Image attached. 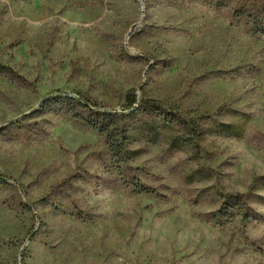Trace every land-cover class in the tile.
Returning <instances> with one entry per match:
<instances>
[{"label":"rangeland","instance_id":"rangeland-1","mask_svg":"<svg viewBox=\"0 0 264 264\" xmlns=\"http://www.w3.org/2000/svg\"><path fill=\"white\" fill-rule=\"evenodd\" d=\"M0 264H264V0H0Z\"/></svg>","mask_w":264,"mask_h":264},{"label":"trees","instance_id":"trees-1","mask_svg":"<svg viewBox=\"0 0 264 264\" xmlns=\"http://www.w3.org/2000/svg\"><path fill=\"white\" fill-rule=\"evenodd\" d=\"M62 100L68 101V102H72L74 101L73 98L67 96V97H62ZM137 102V98L136 95L134 93L131 94H127L125 97V106L126 108H130L132 110V112H138V111H144L146 114L149 113H156L158 116L161 115L162 113H164V110H162L161 107H156V106H152L150 105L147 101H142L140 102L139 105H137V107H135V104ZM78 104V109H86V104H81L79 102H77ZM72 113H74V116L78 119H83L81 118V113H79L77 110H75V108H72ZM90 118L86 119L85 122L88 125V127L96 132H98L99 134H104L107 136L108 138V142L110 143V146L116 147V145H118V141L117 138L116 141L113 142L114 135L113 132L117 129H119V126H117L118 128H114L116 126H114V122L113 119L114 117H116V115L114 114H110L107 112H94L91 111ZM93 114H95L98 118H92L91 116H93ZM99 116H102V119L99 118ZM121 128H125L123 129L124 132H127V128L126 125L121 126ZM113 131V132H112Z\"/></svg>","mask_w":264,"mask_h":264}]
</instances>
